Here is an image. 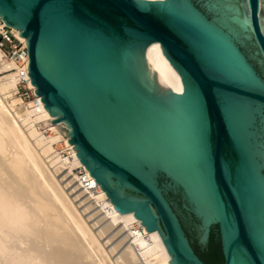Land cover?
<instances>
[{
    "label": "water",
    "instance_id": "obj_1",
    "mask_svg": "<svg viewBox=\"0 0 264 264\" xmlns=\"http://www.w3.org/2000/svg\"><path fill=\"white\" fill-rule=\"evenodd\" d=\"M29 72L93 176V212L161 264H264V0H0ZM160 41L181 79L144 55Z\"/></svg>",
    "mask_w": 264,
    "mask_h": 264
},
{
    "label": "bare ground",
    "instance_id": "obj_2",
    "mask_svg": "<svg viewBox=\"0 0 264 264\" xmlns=\"http://www.w3.org/2000/svg\"><path fill=\"white\" fill-rule=\"evenodd\" d=\"M9 25L28 45L22 28ZM4 51L0 46V264H161L168 260L154 228L130 241L82 200L63 168L92 175L94 186L106 188L70 141L71 125L55 121L59 110L49 109L37 92L29 76L30 61L19 64ZM144 55L164 86L181 79L160 41L150 42ZM24 75L36 95L29 101L18 96Z\"/></svg>",
    "mask_w": 264,
    "mask_h": 264
},
{
    "label": "built area",
    "instance_id": "obj_3",
    "mask_svg": "<svg viewBox=\"0 0 264 264\" xmlns=\"http://www.w3.org/2000/svg\"><path fill=\"white\" fill-rule=\"evenodd\" d=\"M18 39L12 31L11 26L6 23L4 18L0 16V46L10 55L14 56L19 62L30 61L28 45L21 42L14 41ZM30 76V75H29ZM28 78L24 75V78L19 82V89L29 90L31 96H36L32 89L28 86ZM28 93V91H27ZM42 96V95H41Z\"/></svg>",
    "mask_w": 264,
    "mask_h": 264
},
{
    "label": "rangeland",
    "instance_id": "obj_4",
    "mask_svg": "<svg viewBox=\"0 0 264 264\" xmlns=\"http://www.w3.org/2000/svg\"><path fill=\"white\" fill-rule=\"evenodd\" d=\"M14 41H17V42H21L19 39H16V40H14ZM23 42V41H22ZM24 43V42H23ZM5 52V51H4ZM6 53V52H5ZM7 54V53H6ZM8 55V54H7ZM9 57H10V55H8ZM12 58H14V57H12ZM19 64H22L23 62H19L16 58H14ZM20 90V89H19ZM27 91H28V93H27ZM33 91V90H32ZM34 93V92H33ZM18 96H20L21 98H23V100L24 101H29V100H32V99H34L35 97L34 96H32V97H30L31 96V92H29V90H26V89H22L21 88V92H19L18 93ZM68 127H64V129L66 130ZM59 148H61V147H59Z\"/></svg>",
    "mask_w": 264,
    "mask_h": 264
}]
</instances>
